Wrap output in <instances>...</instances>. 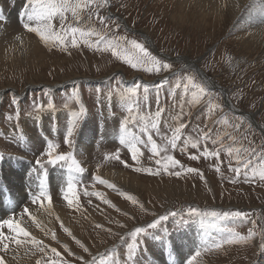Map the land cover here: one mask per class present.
Masks as SVG:
<instances>
[{
	"label": "rangeland",
	"instance_id": "rangeland-1",
	"mask_svg": "<svg viewBox=\"0 0 264 264\" xmlns=\"http://www.w3.org/2000/svg\"><path fill=\"white\" fill-rule=\"evenodd\" d=\"M239 1L244 0H107L92 6L91 19L87 8L79 20L71 12L65 14V27L96 31L104 28L98 17H105L110 28L104 33L107 39H136L162 63L170 64L167 71L157 73L133 69L110 52L83 44L45 46L23 26L29 0H0V222H20L32 238L56 248L67 264H85L93 258L95 264H166L168 254L173 262L167 264H188L193 257V264H264V181L251 168L245 177L242 165L240 176L230 170L245 150L264 151V51L248 48L252 30L247 22L264 3L247 0L243 11L233 18L230 12L220 23H215L216 13L215 19L211 15L214 9L229 13L231 3L236 11ZM258 15L264 20V12ZM53 25L61 31L58 18ZM181 57L192 61L213 86L178 60ZM116 66L121 67L111 71ZM189 75L207 90L199 103L193 102L192 89H183ZM178 80L182 85L176 89ZM133 88L135 94L128 91ZM81 108L85 111L77 120ZM160 109V134L150 129L157 145L166 143L162 134L171 136L179 123L185 124L178 147L161 155L170 154L183 169L193 167L197 173H185L179 166L170 171H181L180 177L162 170L158 175L135 171L137 167L155 171L154 160L159 158L152 157L147 136L139 130L145 143L137 145L142 152L138 162L115 144L117 133H128L132 124L138 129L150 125ZM243 112L252 113L258 126ZM120 120L125 126L116 132ZM84 126L90 133L83 131ZM69 127L73 135L71 144L65 145L64 131ZM202 135L207 139L200 140ZM186 138L198 141L197 148L191 143L185 147ZM49 143L56 145L54 155L70 153V158L49 163ZM205 147L219 152V164L216 157L200 156ZM192 155L199 158L192 160ZM73 160L88 175L77 177ZM115 171L127 178L129 186L104 176ZM92 174L104 183L90 184ZM70 181L73 191L68 193ZM14 187L21 193L16 194ZM42 190L50 203L39 196ZM191 208L199 211L192 213ZM225 211L244 215L223 217ZM169 212L177 215L147 228ZM136 227L145 232L133 238L130 233ZM0 231L8 237L0 243L4 264H48L53 258L29 238L20 237L23 242L17 245L6 227ZM233 234L237 242L226 243Z\"/></svg>",
	"mask_w": 264,
	"mask_h": 264
},
{
	"label": "snow or ice",
	"instance_id": "snow-or-ice-1",
	"mask_svg": "<svg viewBox=\"0 0 264 264\" xmlns=\"http://www.w3.org/2000/svg\"><path fill=\"white\" fill-rule=\"evenodd\" d=\"M107 0H99V3H97V0H29L30 9H25V14L27 17V22L24 23V28L30 32L35 33L39 40L45 45V46H56L59 45L63 48H67L69 43L73 48L79 47L81 44L89 47L94 48L95 51L99 52H110L113 57H116L117 59L121 60L123 63L128 64L131 68L137 69V68H144L146 71L152 72L153 70L157 73H159L162 69L164 71H167L170 68V64L168 63H162L159 59H157L155 56H153L148 48L145 46V44L138 42L136 39H126L125 37H116L113 39H107L105 36V31H110L109 25L106 23V18L103 16L98 17L100 23L104 25V28L101 31H96L95 29H89L84 30L78 27H65V21L67 19L66 13L71 12L72 17L76 20H79L80 14L84 9H89V18L91 19V8L93 5H96L97 7L102 6L103 4H106ZM261 3H264V0H261ZM55 18H58L61 24V31H57L56 28L53 25V20ZM33 22V23H29ZM95 36L96 39L92 40L91 37ZM186 82H183V89L185 92H188L190 89L193 91L191 92L193 97V102L199 103L200 98L206 93V88L201 83L196 82V76L195 75H189L186 78ZM182 81L178 80L176 82L175 88L179 89L181 88ZM129 92L132 94H135L136 89H129ZM75 95V93H73ZM217 107V105H212V108ZM84 109L81 108L78 113L75 114V119H81L84 113ZM163 109H160L155 112L154 116L151 118L150 125L144 124L140 129L139 132L143 133L147 136V145L150 146L149 151L152 154L153 158H156L154 160L155 165L157 166L156 170L153 171L152 168H141L137 167L135 171L137 172H145L149 175H158L160 174L161 170L165 174L174 175L176 177H180L182 175L181 171H170V169H175L178 166L182 168L183 172L185 173H197V169L193 167H189L186 169H183V166L180 164V161L175 159L170 154H164L167 153L168 148L176 149L178 147L177 141L181 140V130L185 128L184 123H179L178 126H176L171 133V136L163 135L162 139L166 141L164 145H157V143L154 141L152 135L150 134V129L155 130L158 134H160V117L161 112ZM179 117H174L173 119H178ZM141 119H144L143 117ZM225 124L228 123L227 120L224 121ZM73 135V128L69 127L67 135L64 137V144L70 145L71 140L69 139ZM207 139L206 136H201L200 140ZM217 141L213 140L212 143L215 144ZM121 144L127 145L128 151L131 154L132 160L137 161L139 160V157L142 155V152L137 147L138 144L145 143V141L141 140L140 135L132 134V133H126L122 135L120 139ZM189 143H191V147L193 149L197 148V143L191 141L190 138H186L183 140V145L186 147ZM239 153V149L236 150ZM56 152V145H53L51 143L48 144V150L46 155L49 157V163H55L56 161H62L66 159V156L70 158L71 154H60V155H54ZM232 150L229 149V153L231 154ZM200 156H203L205 158L209 157H216L217 163L219 164V152L218 151H209L207 147L204 148V150L200 153ZM118 154H117V157ZM192 160H197L199 157L197 155H192L190 157ZM123 162V161H121ZM39 163V162H38ZM73 165L76 167V171H83V169L79 166V164L73 160ZM236 164L237 166L235 168H230L231 171H234L236 176H240L242 174V168L243 167L244 175L247 177V169L251 168L252 172L259 177L261 181H264V151L257 153L255 150H252L250 153L245 150L244 153L239 154L236 158ZM127 166V165H125ZM217 172L220 171L219 167L216 168ZM201 179H203V176H201ZM101 183H104V181H100ZM73 191V184L70 181L67 186V192L71 193ZM97 197H101V193L97 192L95 193ZM40 197H45L48 202L50 203V198L46 197V194L42 190L39 193ZM128 199H131V197H127ZM66 202L69 205H72L73 200L68 199L67 196H65ZM33 203H36V199L33 200ZM105 203H108V201H105ZM190 211L192 213H196L199 210L196 208H191ZM25 214H28L30 216L29 210L26 208L24 210ZM213 216H220L221 213L212 212ZM177 213L169 212L167 215H160L158 219H154L151 223L147 225V228L153 229L156 228L157 225H159L162 221L168 220L170 216H176ZM223 217H242L244 214L236 211V212H223ZM33 220L34 217H30ZM7 228L10 233H13L12 239L15 241L17 245H20L23 241L20 239V237L29 238L28 242L36 246L40 252H44L45 249L50 251L52 253L53 258L48 261V264H67V261H62L60 259L61 253L57 251L56 248H48L47 245H44L42 241L36 240L35 238H32L30 233L21 225L20 222L14 221V220H3L0 222V228ZM63 227V225H62ZM64 231L67 232L68 229L64 228ZM145 232V228L143 227H136L130 235L135 238L138 236V234H141ZM124 237L121 236V239ZM8 237L4 235L2 231H0V243L7 240ZM53 239H55V235L53 234ZM237 236L233 234V238L231 240L226 241V243H235L237 242ZM216 248L221 247V245L216 244L214 245ZM3 247L6 250L8 245L7 243H3ZM87 251V249H85ZM197 256L200 255L198 252L196 254ZM131 258V257H130ZM195 257H193L192 260L188 261V264H193V260ZM0 264H4V261L2 258H0ZM39 264V262H37ZM85 264H95V258H93L90 262H85Z\"/></svg>",
	"mask_w": 264,
	"mask_h": 264
},
{
	"label": "bare ground",
	"instance_id": "bare-ground-1",
	"mask_svg": "<svg viewBox=\"0 0 264 264\" xmlns=\"http://www.w3.org/2000/svg\"><path fill=\"white\" fill-rule=\"evenodd\" d=\"M246 2H247V0H244V1H239V7H238V9L235 11V9L236 8H234V7H232V3H231V6H230V8H229V13H227L226 11H221V10H217V12H215V9L214 10H212V16L214 17V19H215V16L216 15H218V18L215 20V23H220V21L223 19V18H225L226 16H228L229 14H230V12H231V14H230V17L231 18H233L235 15L237 16L238 14H239V12H240V10H242V7L244 6V4H246ZM225 3V2H224ZM229 5V4H228ZM219 7V6H218ZM261 8H263V9H260L259 10V12L256 14V15H253V16H255V17H249V19L247 20V22H248V24L250 25L249 26V28L252 30L251 31V33H250V35H249V38H248V40H249V47L248 48H251L252 49V51H254V52H256L258 49H260V48H262V51H264V20H261L260 19V17H259V15L258 14H262L263 12H264V6H262ZM250 10V9H249ZM252 10V9H251ZM233 11V12H232ZM243 11V10H242ZM256 11V10H255ZM215 13H216V15H215ZM250 14V13H249ZM247 16V15H246ZM6 23V22H5ZM9 25V24H8ZM9 27V26H8ZM5 31V30H4ZM3 31V32H4ZM144 35V34H143ZM18 37V36H17ZM27 36H25L24 37V39L26 38ZM145 40H147V42L149 41V38L147 37V36H145V38H144ZM26 40V39H25ZM148 44H151V49L152 50H154V47L155 46H153L152 45V42L150 43V42H148ZM32 46V45H31ZM239 48V47H238ZM158 54V53H157ZM155 55V54H154ZM178 60H181V61H183V62H185L186 63V67H188V68H191V69H194V70H197V72L199 73V76L200 77H202L201 79H203L204 81H206L205 80V78L202 76V72H200L199 71V69H196L195 67V64H193V62L192 61H187V59L186 58H184V57H181L180 59H178ZM121 66H116L115 68H113L111 71H114V70H116V69H119ZM110 71V72H111ZM99 76H101V75H99ZM91 81V80H90ZM93 81V80H92ZM95 82V81H94ZM65 83H67V82H65ZM59 84L60 83H57V85L59 86ZM206 84L207 85H211V86H213L212 84V82H208V81H206ZM61 86V85H60ZM224 95H226L225 93H224ZM228 107H229V105H228ZM242 113V112H241ZM243 114H244V116H246V118H248L249 119V122L250 123H252L253 125H256V126H258L256 123H255V121H254V119H253V116H252V113L251 114H249V113H244L243 112ZM38 119V118H37ZM85 128H83V131H85V132H88V133H90V131H91V129L88 127V126H84ZM84 142H85V139H84ZM104 176L105 177H108V178H110L116 185H123V186H129V185H127V178L122 174V173H120V172H118V171H115V172H113V173H104ZM55 180V179H54ZM11 182V184H14V183H16V180H11L10 181ZM18 184V183H17ZM17 187H19V184H18V186ZM17 187H14V189H16V190H14L15 191V193L16 194H20L21 192H20V189L19 188H17ZM16 196V195H15ZM6 207V206H5ZM37 210V209H36ZM46 210V209H45ZM41 212V211H40ZM33 213H36V211L35 212H33ZM41 214H43V213H41ZM38 215V214H37ZM31 232V231H30Z\"/></svg>",
	"mask_w": 264,
	"mask_h": 264
},
{
	"label": "water",
	"instance_id": "water-1",
	"mask_svg": "<svg viewBox=\"0 0 264 264\" xmlns=\"http://www.w3.org/2000/svg\"><path fill=\"white\" fill-rule=\"evenodd\" d=\"M93 81H95V82H96V81H98V80H93ZM67 83H68V82H67Z\"/></svg>",
	"mask_w": 264,
	"mask_h": 264
},
{
	"label": "crops",
	"instance_id": "crops-1",
	"mask_svg": "<svg viewBox=\"0 0 264 264\" xmlns=\"http://www.w3.org/2000/svg\"><path fill=\"white\" fill-rule=\"evenodd\" d=\"M205 130V129H204Z\"/></svg>",
	"mask_w": 264,
	"mask_h": 264
}]
</instances>
